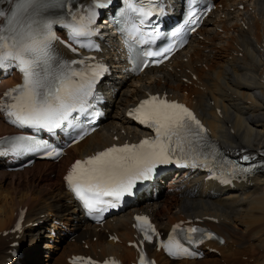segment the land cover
Listing matches in <instances>:
<instances>
[{
	"label": "bare ground",
	"instance_id": "1",
	"mask_svg": "<svg viewBox=\"0 0 264 264\" xmlns=\"http://www.w3.org/2000/svg\"><path fill=\"white\" fill-rule=\"evenodd\" d=\"M218 3L223 9L220 15L210 17L200 30L203 40L195 37L184 51L185 56H190L189 62H181L183 56H179L171 65L175 71L171 68L151 69L147 72L153 71V74L148 79L142 76L128 80L119 76L122 77L117 85L119 91L107 104V120L93 136L72 147L68 157L55 164L36 162L24 171H9L8 162L0 160V264L11 257L14 242H19L21 253L26 251L21 264H40L37 251L40 244L37 243L44 240L42 231L48 232L46 248L57 250L50 243L53 231L57 230L54 219L68 215L75 221L76 249L60 256L57 264H68L66 260L74 251H83V240L90 246L85 252L102 258L117 255L125 261L132 260L135 252L127 244L135 241L131 225L136 208L151 213L158 226L166 230L181 219H216L217 222L210 226L226 239L225 245L218 248L220 258L206 254L202 260L171 262L161 253L155 254L162 264H264V173L253 185L230 189L204 182L205 176L197 174L190 176L188 181L173 180L166 187H160L155 197L109 220L100 229L82 222L78 206L64 187L63 176L75 157L103 149L115 138L138 140L140 130L126 115L128 109L148 92L164 93L167 90L169 94L183 97L199 111L212 136L218 137L227 150L247 148L255 151L264 145V55L258 50L259 45H264V0H219ZM240 4L242 10L230 12V7L236 9ZM222 14L224 19L220 18ZM244 22L247 29L240 27ZM219 29L223 30L221 34ZM199 63L205 65L204 69L196 66ZM181 68L184 71L190 68L199 76V88L187 87L181 92L183 83L177 73ZM18 80L17 75L4 79L0 92L4 86ZM117 94L120 99H116ZM10 131L0 114V136ZM51 175L56 178L51 179ZM25 207L28 208L26 224L31 225H27L24 232L32 230L28 237L34 235L27 250L19 239L4 236L12 228L16 213ZM49 220H53L52 228L47 227ZM41 222L44 224L33 226ZM114 232L118 233L120 242L110 239ZM94 236L98 237L97 241H92Z\"/></svg>",
	"mask_w": 264,
	"mask_h": 264
},
{
	"label": "snow or ice",
	"instance_id": "2",
	"mask_svg": "<svg viewBox=\"0 0 264 264\" xmlns=\"http://www.w3.org/2000/svg\"><path fill=\"white\" fill-rule=\"evenodd\" d=\"M110 2L91 0L78 18L68 7L71 0H14L15 7L7 14L0 10V18L6 21L0 25V65L14 61L23 74V83L7 91L4 94L6 101L0 103V111L11 118V123L53 129L60 127L73 112L84 110L99 73L73 67L83 64V60L66 61L60 58L53 46V41L58 38L52 28L54 24L63 25L70 29L74 40L88 36L91 34L89 25L97 15L96 9L104 8ZM128 9L138 18V25L158 14L154 0H128ZM65 13L74 22L64 24L61 17ZM71 50L76 51V48ZM130 115L153 128L155 138L144 139L139 144L113 146L86 160H78L66 177L68 185L90 210L105 204L104 197L118 200L125 193L130 194L137 181L151 178L157 165L177 163L187 166V161L181 163L173 157L185 153V144L192 143L190 135L203 139L200 136L205 131L203 125L192 111L179 103L152 96L142 101ZM28 140L27 137H20L11 147L26 149L30 147ZM52 154L61 153L53 149L49 152V155ZM197 159L193 158L191 163L195 165ZM136 219L144 239L151 241V234H157L154 226L146 216ZM186 231L197 233L201 230L192 227ZM207 235L211 237L212 234ZM162 246L172 256L196 255L175 237ZM89 264L92 262L89 261ZM141 264H145L143 257Z\"/></svg>",
	"mask_w": 264,
	"mask_h": 264
},
{
	"label": "rangeland",
	"instance_id": "3",
	"mask_svg": "<svg viewBox=\"0 0 264 264\" xmlns=\"http://www.w3.org/2000/svg\"><path fill=\"white\" fill-rule=\"evenodd\" d=\"M232 33H233V31H232ZM117 97H118V99H120L121 96L120 95L118 96V94H117L116 99H117ZM263 102H264V98H263ZM55 178H56V176L55 177H52V175H51V179H55ZM0 205H1V203H0ZM68 216L70 217V215H68ZM68 216H65L63 218L68 221V225L70 226V230L73 233V232H75L74 231V229H75V227H74L75 226V221L73 219L69 218ZM161 216L162 215H160L159 217H161ZM63 218H60V220H63ZM71 222H72V224H71ZM52 224H53V220H49L47 222V227L48 226L51 227ZM57 229L61 230V228H58V227H57ZM30 231H32V230H28V232L25 231L22 234V238L19 239L20 243L22 244L23 247L26 248V250L30 247L31 242L34 239V235H32V237H28L29 236L28 234H29ZM47 233H48L47 231L43 230L41 236L43 237L44 240H42L41 242L37 243V244H40L39 249L37 250L39 252V256L41 257L40 258V261H41L40 264H57V262H59L58 259H59L60 256H62L63 254H67L72 249H74V250L76 249L75 248L76 242L68 243L66 241H63V243H61V244H55V245L51 244L57 250H53V249H50L48 247L46 248V245H43V244H45L46 241H48V239H49V238H46ZM35 235H38V234H35ZM74 238H75V236H74ZM0 239H2V238L0 237ZM75 241H76V238H75ZM72 244H74V245H72ZM94 244H96V243H94ZM83 251H86V250L83 248ZM22 254H23V257L20 259V262L21 263H23V260H24V257H25L24 254H26V251H24V253L22 251ZM217 256H219V255H217ZM241 259H243V258H241Z\"/></svg>",
	"mask_w": 264,
	"mask_h": 264
}]
</instances>
